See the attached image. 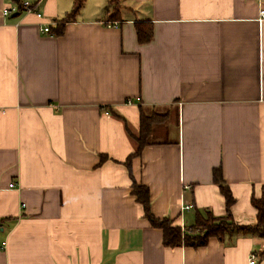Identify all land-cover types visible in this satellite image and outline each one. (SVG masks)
<instances>
[{"label": "crops", "instance_id": "crops-1", "mask_svg": "<svg viewBox=\"0 0 264 264\" xmlns=\"http://www.w3.org/2000/svg\"><path fill=\"white\" fill-rule=\"evenodd\" d=\"M38 1L41 17L0 0V264H264L255 233L165 246L132 194L187 230L225 214L220 167L234 221L257 222L264 0H120L113 21L84 0L65 22L74 0ZM140 110L158 119L128 167Z\"/></svg>", "mask_w": 264, "mask_h": 264}, {"label": "trees", "instance_id": "trees-1", "mask_svg": "<svg viewBox=\"0 0 264 264\" xmlns=\"http://www.w3.org/2000/svg\"><path fill=\"white\" fill-rule=\"evenodd\" d=\"M15 5V9L20 11L25 10L24 6L25 0H10ZM112 5V8L109 10L108 19L118 20L120 17L119 14V2L120 0H108ZM38 0H34L31 3V9H37ZM84 0H74L71 10L66 14L65 20H70L75 18L76 14L79 13ZM108 12V11H106ZM136 29L137 41L141 43H147L151 40L153 36V27L150 23L140 22L134 24ZM51 30V29H50ZM64 32V27L58 26L56 30H51V33L60 35ZM140 133L137 136L138 148L133 153L127 157L126 165L130 166V158L136 156L141 152V149L148 142V138L151 134V127L155 120L158 117L146 115L142 110H140ZM105 158V157H103ZM213 179L217 182L220 187V191L223 194L225 203H226V212L221 216H214L210 213L205 215L198 216L195 224L188 227L187 230H182L180 226L173 223V221L167 217H155L151 211V202L149 188L145 185L135 184L133 186L132 194L135 200L140 203L144 209V217H146L150 224L155 228H160L163 231V244L168 247L174 248V246L184 245L186 247H201L208 242V239L211 237H218L223 239L226 236L232 237L235 234H246V233H255L260 238L264 239V193L259 198H251L252 204L256 209L257 222L255 224H246L241 225L234 221L232 214H230V206L234 203V199L229 189V186L223 180L222 171L220 167H217L213 170ZM264 255V249L261 252V255Z\"/></svg>", "mask_w": 264, "mask_h": 264}, {"label": "built area", "instance_id": "built-area-1", "mask_svg": "<svg viewBox=\"0 0 264 264\" xmlns=\"http://www.w3.org/2000/svg\"><path fill=\"white\" fill-rule=\"evenodd\" d=\"M24 2V6H25V8H26V11H28V12H34V13H36V15L37 16H39V17H41V12L40 11H38V10H36V9H31V3L30 2H28V1H23ZM7 13V11L5 12V14ZM261 16L262 17H264V11H261ZM39 30L42 32V33H44V34H50L51 33V30H50V28H49V26H42V27H40L39 28ZM128 102H131V101H129V100H127ZM11 186H14V183L13 182H11V184L9 185V187H11ZM187 207H189L188 205H187ZM186 207V208H187ZM250 259H249V261H248V264H256V258H255V255L254 254H252V255H250V257H249Z\"/></svg>", "mask_w": 264, "mask_h": 264}, {"label": "rangeland", "instance_id": "rangeland-1", "mask_svg": "<svg viewBox=\"0 0 264 264\" xmlns=\"http://www.w3.org/2000/svg\"><path fill=\"white\" fill-rule=\"evenodd\" d=\"M172 125V124H171Z\"/></svg>", "mask_w": 264, "mask_h": 264}]
</instances>
